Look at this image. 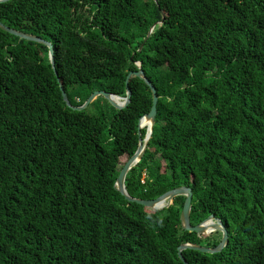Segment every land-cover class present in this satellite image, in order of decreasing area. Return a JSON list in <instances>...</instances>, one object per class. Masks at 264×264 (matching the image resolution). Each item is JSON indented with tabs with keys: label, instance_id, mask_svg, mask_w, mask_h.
Returning <instances> with one entry per match:
<instances>
[{
	"label": "trees",
	"instance_id": "1",
	"mask_svg": "<svg viewBox=\"0 0 264 264\" xmlns=\"http://www.w3.org/2000/svg\"><path fill=\"white\" fill-rule=\"evenodd\" d=\"M0 21L49 41L57 72L0 28V264H183L180 244L219 243L181 227L185 196L152 209L115 187L152 104L141 78L122 109L62 99L125 97L136 62L158 100L128 194L189 186L190 224L214 214L228 240L188 263L264 264V0H7Z\"/></svg>",
	"mask_w": 264,
	"mask_h": 264
},
{
	"label": "water",
	"instance_id": "2",
	"mask_svg": "<svg viewBox=\"0 0 264 264\" xmlns=\"http://www.w3.org/2000/svg\"><path fill=\"white\" fill-rule=\"evenodd\" d=\"M4 1H7V0H0V2H4ZM161 21H162V19L159 20L158 22L160 23ZM156 23L151 25V27L148 30V35L152 31V29ZM0 28L11 33V34L18 36L19 38H23V39H26L29 41H34V42L46 45L48 47V56H49L51 67H52L54 73L57 75V72L55 69V64H54L53 48H52V44L49 41H46L45 39H43L39 36L11 28V27L5 25L4 23H2L1 21H0ZM136 65L138 66V69L136 71H129L127 76H126V80H125L126 95H125V97H121L119 95H115V94H112V93L104 91V90H95L87 97V99L81 105L73 106L70 103L63 86L60 84V91H61L62 99L64 100V102L66 103V105L68 107L76 109V110H82V109H85L88 106V104H90L97 96L101 95L105 99H107V101L112 106H114L117 109H122L125 106H127V104L130 101L131 91H130L129 87L127 86V83H128L130 76L134 75V76L141 78L146 83V85L150 88L151 97H152V104H151L150 111L148 113H146L145 115L140 116L138 119V124H137L138 145H137V148H136L135 152L124 162L123 166L121 167V169L118 173V176L116 177V180H115V187L125 197L126 200H128L130 202H136L138 204H141L143 206H146V207H149L152 209H162L164 207H167L172 202V200L175 196L183 195V196H185V198H184V202H183V206H182L179 218H180V225L184 230L194 231V232L199 233V234H206V233H209V232L214 231V230H219L222 232V236H221L219 243L214 247H206L203 245L190 243V242L180 244L177 247L178 257L183 262V264H189L188 261L184 258L183 254H182V250H184L186 248H191V249L199 250L201 252H206V253L219 252L227 244V240H228L227 230H226L225 226L223 225V223L221 222V220L219 218L215 217L214 214L208 215L205 219L200 221L198 224H195V225L190 224V209H191V201H192V191H191V188L189 186L175 187L173 189H170V190L162 193L161 195H159L153 199L137 198V197L130 196L128 194V192L125 188V184H124L125 175H126L127 171L140 160V158L142 157V155H143V153L147 147L148 140H149L151 133H152V127L154 124L155 113H156V103L158 100V96H157L155 87L153 86L151 81L146 77L143 70L140 68V62H136ZM143 126H146V134L144 137L141 136V128Z\"/></svg>",
	"mask_w": 264,
	"mask_h": 264
}]
</instances>
